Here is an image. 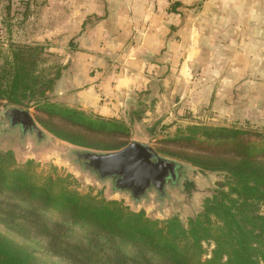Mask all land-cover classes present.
<instances>
[{"label": "crops", "instance_id": "0c3cea01", "mask_svg": "<svg viewBox=\"0 0 264 264\" xmlns=\"http://www.w3.org/2000/svg\"><path fill=\"white\" fill-rule=\"evenodd\" d=\"M2 30L11 42L64 48L53 94L104 118L131 115L145 97L169 114L231 112L240 63L264 77L252 63L264 64V0H0ZM249 78L241 105L263 99L264 82Z\"/></svg>", "mask_w": 264, "mask_h": 264}, {"label": "trees", "instance_id": "16d2710c", "mask_svg": "<svg viewBox=\"0 0 264 264\" xmlns=\"http://www.w3.org/2000/svg\"><path fill=\"white\" fill-rule=\"evenodd\" d=\"M45 53L42 44L0 42V105L4 101L26 110L33 105L41 126L84 149L106 152L125 146L118 140L128 133L122 121L50 101L61 68L54 74L40 72ZM162 143L196 147L207 154L180 158L201 170L224 174L220 187L205 199L187 227L177 217L153 219L117 200L81 194L64 185L65 178L36 177L31 161L18 164L10 151L0 152V194H13L33 212L44 208L87 227L91 244L107 248L113 264H151V258L160 264H264V214L258 210L264 202V130L192 125ZM181 169L176 162L173 182ZM207 241L214 247L203 259L202 244ZM125 247L135 256H128ZM0 264L46 262L0 232Z\"/></svg>", "mask_w": 264, "mask_h": 264}, {"label": "rangeland", "instance_id": "374dc122", "mask_svg": "<svg viewBox=\"0 0 264 264\" xmlns=\"http://www.w3.org/2000/svg\"><path fill=\"white\" fill-rule=\"evenodd\" d=\"M0 42L4 46L10 42L7 31H0ZM2 48L4 51L7 49V47ZM63 49L60 46H50V44L45 46L44 61L41 62L38 70L44 74H54L58 67L62 68L60 54ZM259 56L257 55L255 62H252L253 66L264 70V64L257 60ZM240 67L244 69L239 72L236 79L237 85L240 84V86L233 89L238 90L236 98L239 100L236 108L231 112L218 109L215 105H202L203 107L195 111L169 114L163 110L150 109L149 102L145 103V97L143 101L135 103L130 108L131 115L124 111L119 117H115L122 121L128 129V133L125 137L119 138V141L127 144L131 141L145 143L153 147L160 156L182 164L179 178L176 182L168 183L161 195L156 190L149 189L144 196L134 199L128 191L117 190L111 179H100L87 169L83 165V160L77 156V152L88 149L63 141L48 132L36 120L37 112L33 105L27 110L43 132L40 138L34 132L23 133L17 127L10 126L6 120V112L11 106L2 102L0 105V152H12L18 164L31 161L30 167L36 177L44 178L51 175L65 178L64 185L81 194L117 200L130 210H143L148 217L153 219L166 220L177 217L187 227L189 219L202 209L205 199L211 197L214 190L220 187L224 174L219 171L201 170L180 158L187 154H207L200 152L198 148L164 145L162 140L186 133L188 126L192 125L239 126L264 130V93H261L263 99L259 94L253 99L259 103L241 105L246 100L242 92L250 90L244 84L248 77L260 82H264V77L260 80L253 78L250 74L253 68L251 63L249 67L245 63H240ZM245 68L248 70L246 71ZM193 76L197 78V85L201 86L206 82L208 86L210 85L211 81L206 76L198 73ZM200 86L198 89L201 88ZM260 91L264 92V90ZM49 97L51 102L66 104L57 100L53 91ZM253 100L250 101L253 102ZM253 104H256V107H252ZM162 149L179 155L171 156L163 153ZM258 210L264 214V202L259 204ZM34 212L29 205L13 194H0V232L32 250L46 264H113L110 260L111 253L107 248L91 244L89 240L91 231L87 227L72 222L61 213L44 208H38ZM202 245L205 249L202 258H208L214 247L213 243L207 241ZM124 250L128 256L136 254L130 247H125ZM151 264L160 263L157 259L151 258Z\"/></svg>", "mask_w": 264, "mask_h": 264}, {"label": "water", "instance_id": "95a60500", "mask_svg": "<svg viewBox=\"0 0 264 264\" xmlns=\"http://www.w3.org/2000/svg\"><path fill=\"white\" fill-rule=\"evenodd\" d=\"M6 116L11 125H19L24 132H34L39 138L43 136L28 110L10 107ZM77 156L100 179H111L117 190L128 191L134 199L144 196L149 189L163 194L165 186L177 176L174 160L160 156L153 147L138 141L114 151L83 150Z\"/></svg>", "mask_w": 264, "mask_h": 264}, {"label": "flooded vegetation", "instance_id": "af4514ba", "mask_svg": "<svg viewBox=\"0 0 264 264\" xmlns=\"http://www.w3.org/2000/svg\"><path fill=\"white\" fill-rule=\"evenodd\" d=\"M7 123L10 125V126H12V127H17L18 129H20L23 133H24V131L22 130V128L19 126V125H11L10 124V119L7 117ZM26 132H30V131H26Z\"/></svg>", "mask_w": 264, "mask_h": 264}]
</instances>
